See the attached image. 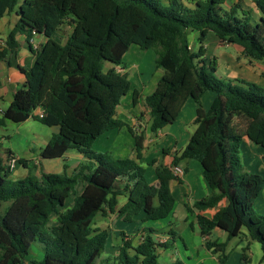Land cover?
I'll list each match as a JSON object with an SVG mask.
<instances>
[{"label": "trees", "instance_id": "obj_1", "mask_svg": "<svg viewBox=\"0 0 264 264\" xmlns=\"http://www.w3.org/2000/svg\"><path fill=\"white\" fill-rule=\"evenodd\" d=\"M224 1L198 0L188 8L180 0H0V19L14 10L18 16L0 58L17 48V33L26 36L35 54L33 65L21 69L26 81L2 112L0 126L6 120L22 123L41 109L42 117H34L49 128L59 125L60 132L51 134L40 156L56 159L76 150L84 158L69 176L42 172L39 177H13L5 163L15 157L8 150L4 159L0 156V264H21L32 244H39L43 251L33 264H94L109 236L107 230L91 229L95 215L105 208L114 211L116 196L123 191L127 201L117 214L124 222H134L138 214L143 221L165 219L175 202L169 187L176 179L171 167L181 160L198 161L215 190L187 207L189 212L214 208L227 199L212 218L196 216L201 236L210 235L216 227L227 234L224 242L206 240V248L222 264L228 258L227 241L244 229L259 244L264 260V216H256L253 209L264 179L243 172L240 156L244 136L264 148V89L216 77L214 62L208 63L203 47L211 33L221 42L240 45L249 59L264 60V0L255 1L262 14L257 22L249 13L241 14L238 5L225 8ZM64 24L71 32L61 44L54 35ZM189 31L199 34L195 50L188 44ZM37 35L45 41L33 49L30 39ZM133 44L142 51L154 50V66L163 70L155 90L145 97L152 133L172 124L187 99L197 104L195 130L185 148L173 155L170 167L155 166L156 185L147 182L145 169L138 163L143 135L131 127L127 128L134 140L133 157L113 159L107 152L91 150L104 131L125 126L115 114L130 81L115 68H124L123 56ZM105 64L111 66L106 69ZM207 91L215 96L205 111L200 99ZM136 99L133 91V103ZM122 180L125 184L120 189ZM79 181L84 189L62 211ZM53 214L57 224L47 232ZM153 232L144 229L137 245L121 233L117 254L99 264H158L157 247L170 245L155 243Z\"/></svg>", "mask_w": 264, "mask_h": 264}, {"label": "crops", "instance_id": "obj_2", "mask_svg": "<svg viewBox=\"0 0 264 264\" xmlns=\"http://www.w3.org/2000/svg\"><path fill=\"white\" fill-rule=\"evenodd\" d=\"M180 1L185 7L192 8L198 0ZM255 1L256 0H225L223 5L225 8L238 5V11L241 14L244 15L245 13H249V17H251L254 22H257L262 14L256 6ZM17 22L18 16L15 10L6 13L0 19V51L4 49L7 35L12 29H14ZM70 32L71 27L64 24L61 26L60 31L54 35V39L63 44ZM58 35L63 41L56 38ZM208 36H211V33ZM15 40L17 42V48L13 52L10 51L4 57L0 58V110H2V112L11 103L14 93L24 86L26 76L21 69L27 70L33 65L35 60V54L30 50L26 36L17 33L15 35ZM35 41L41 45L45 41V38L37 35L35 36ZM151 52V49L142 51L137 45L133 44L123 56L124 68H121L120 66L115 68L116 71L120 73H126L128 80L130 79V90L121 99L119 106L116 108L115 114L116 119L122 121L125 126L104 131L94 140L91 150L93 151V146L96 140L101 137H105L106 139L109 137L114 140L113 145L105 146V150H103L104 148H97L98 150H94L93 152L103 154L110 151V155L113 159L133 157L134 140L127 128L131 127L134 131L142 133L143 135L142 158L138 163L145 169L147 182L156 185L157 177L155 174V166L163 165L170 167L173 155L175 153H180L185 148L191 134L195 130L194 118L196 115L197 104L191 98L187 99L176 120L172 124L165 126L156 133L150 131L149 109L145 105V97L155 90L157 82L163 74V70L160 68H155L154 71L150 68L152 71L150 76H144L146 72H143L141 69L142 62ZM152 54H154L151 57L154 64L155 53ZM212 54L214 66L216 68V77L242 86L243 84L238 83L237 80L254 83L264 89V60H251L243 54V48L240 45L224 42L218 43V47L214 48ZM205 56L207 57V55ZM127 57L128 59L125 61ZM110 66V64H105L106 69ZM131 80H133V83ZM133 91L137 92L136 103H133ZM214 96L215 94L213 92L207 91L201 97V106L205 111L208 110ZM127 98L129 101L128 105L122 107V100H127ZM40 110L41 109L35 110L33 115L34 113L38 115ZM30 118L22 123L27 122ZM6 122H8V120L5 121L4 126L6 125ZM123 132L126 136L123 135ZM127 133L130 138L127 137ZM51 134L52 133L50 132L48 136L46 135L41 146H37L39 149L37 157H30L28 159L21 158V156L16 155L14 151L8 149L15 159H23L26 161L25 165L17 164L12 169L11 174L13 177H24L27 175L39 177L42 172L48 173L42 169L44 163L50 160H67L69 158L80 162L84 160L82 154L76 150H68L62 157L56 159H45L41 157L40 152L51 138ZM122 140L125 142H122ZM243 146L248 153L249 150L252 153L253 163H251L250 167L245 166L246 160L241 149ZM33 150V148L30 149V151ZM6 151V149H0V156L3 159L6 157ZM240 152L243 172L258 175L264 179V148L253 144L246 136H244L240 145ZM152 161L154 164H150ZM80 162L73 163L70 167H67V171L63 172V174H66L67 176L71 175ZM177 166H179L183 172L169 184L175 202L171 213L165 219L143 221V215L138 214L135 216L134 222H124L122 217L117 214V210L127 201V193L123 191L116 196V206L114 211L111 212L108 208H105L103 212H99L95 215L90 225L91 229L107 230L109 235L112 236V244H110V247L106 251L108 252L107 257H113L117 254L121 243V233H124L125 238L129 239L132 245H137L142 238L143 230L150 228L154 231L152 238L155 243L159 245L163 243L170 245L169 248L166 249L157 247L156 252L158 254V264H173L176 260L178 261L179 257H181L179 245L183 246L184 255L189 262L193 261V253H196V257L192 264H221L218 261V255L212 254L210 250L206 248L205 241L215 240L217 242H224L227 240L226 232L216 227L211 231L210 235L206 237L201 236L196 222V216L201 215L206 218H212L218 209L227 205V199L223 198L214 208L189 212L187 207L192 208L196 201L211 196L215 193V190L212 189L205 180L203 168L198 161L181 160ZM33 168H35V172L31 171ZM258 171L260 174L256 173ZM78 183L81 184L82 192L84 189V183L81 181ZM124 184L125 182L123 180L120 181V189L124 187ZM66 200L64 206L61 207L62 211H66L74 203L73 199L71 206H66ZM254 204H257V206H259V204L262 205L263 208H261V211L264 213V186L258 194ZM50 218H55L57 222L56 215L53 214ZM117 223L118 226L115 229ZM169 232L175 233V236L171 237ZM254 242L256 241L250 240L246 231L243 229L239 236L227 241L226 249L229 250H225V253L228 258L222 264H264L260 246L256 259H252L253 253L250 252V246H254ZM231 244H236V248H233ZM36 246L39 254H35V251L32 249L33 246H31L27 256L31 254L32 257L40 256L42 258L43 251L39 245ZM173 250L177 253V256L172 252ZM27 256L23 260L24 263L32 264L33 260L31 258L26 259Z\"/></svg>", "mask_w": 264, "mask_h": 264}, {"label": "rangeland", "instance_id": "obj_3", "mask_svg": "<svg viewBox=\"0 0 264 264\" xmlns=\"http://www.w3.org/2000/svg\"><path fill=\"white\" fill-rule=\"evenodd\" d=\"M63 33V32H62ZM64 35V34H62ZM61 35V36H62ZM198 37L199 34L196 31H189L187 34V40H188V44L192 49H197L199 46L198 43ZM56 38L60 41H63L62 38L58 36H56ZM218 43H221L219 41V39L214 35L211 34V36H208L207 39L205 40V42L203 43V47L205 50V55H207L208 59L210 62H208L210 65L213 62V52H214V48L218 47ZM134 47V46H133ZM135 49V48H133ZM152 52L147 55L145 57V59L142 62V66L141 69L143 70V72H146L144 74L145 77H149L151 74V69H153V71L155 70L154 64H153V60H152V53H155L154 50H151ZM128 59V57L125 59V61ZM130 80V79H129ZM131 82L133 83V80H131ZM129 101L128 98L127 100H122V104L121 106L126 107L128 105ZM2 114V113H0ZM37 114L34 113V116H36ZM34 116H32L27 122L25 123H15V122H6L5 126H0V149H11L12 151H14L16 153V155L21 156V158H30V157H37L38 153H39V149L37 146H41L42 142L45 140L46 135L48 136V134H50L51 129L45 125H43L41 122H39ZM128 134V133H127ZM123 135L126 136V134ZM129 134H128V136ZM124 140V139H123ZM122 142H125L123 141ZM114 144V140L112 138L106 139L105 137H101L98 140H96V142L94 143L93 146V151L98 150L97 148H104L103 150H105V146H110ZM124 144V143H123ZM33 148V151H30V149ZM256 148V147H255ZM258 148V147H257ZM242 152L244 154V158L246 160L245 162V166L246 167H250L251 163H253L252 160V153L249 150L248 151L245 149V147L243 146L242 148ZM246 150V152H245ZM107 151V149H106ZM99 152V151H98ZM107 154H110V151L107 152ZM241 154V152H240ZM78 163L80 161L77 160H72V159H57V160H50L44 163L43 166V171H47L48 173H56V174H63V172L67 171V167H70L73 163ZM35 168H33L31 171H34ZM258 170V169H257ZM35 172V171H34ZM255 172V171H254ZM256 173H259L256 172ZM260 174V173H259ZM262 174V173H261ZM81 192V184L77 183V185L75 186L74 192L72 194L69 195V197L66 200V206H71V204L73 203V199H75V197H77ZM261 208H263L262 205L259 204V206H257V204H254L253 209H254V213L256 216L258 217H263L264 213L261 211ZM57 222L55 220V218H50V220L47 222L45 230L47 232H50V227L55 225ZM118 226V223L115 226ZM130 226V225H128ZM127 226V227H128ZM118 236V234H117ZM107 245H105V250L104 252L100 255V257L95 261L94 264H99V261L101 259L107 258V254L108 252L107 249L110 247V244H112V236L109 235L107 238ZM39 244H32V249L33 251H35V254H39L38 248H36ZM179 245V244H178ZM233 248H236V244H231ZM40 246V245H39ZM41 247V246H40ZM251 247V253H253V257L252 259L255 260L256 256L259 253V244L257 242H254V246H250ZM227 248V247H226ZM174 249V248H172ZM229 250V249H226ZM179 251H180V256L179 257V262L183 263V264H192V262L194 261L195 257H196V253H193V261H188V259L185 257L184 255V249L183 246L179 245ZM175 256H177V253L173 250L172 251ZM31 258L33 261H39L41 259V257H32L31 254H29V256H27L26 259ZM178 259V258H177ZM32 261V264H33ZM177 261V260H176ZM23 264L24 261L22 262Z\"/></svg>", "mask_w": 264, "mask_h": 264}, {"label": "built area", "instance_id": "obj_4", "mask_svg": "<svg viewBox=\"0 0 264 264\" xmlns=\"http://www.w3.org/2000/svg\"><path fill=\"white\" fill-rule=\"evenodd\" d=\"M30 44L32 45L33 49H39L40 48V44H38L36 41H35V37L31 38L30 39ZM0 113H2V110H0ZM43 113L42 111L40 110V112L38 113V115L36 116H40L42 117ZM6 167H8L10 170H12L16 165H17V162H16V159H10L8 160L6 163H5ZM171 172L174 176H179L182 174V169L179 167V166H173L171 167Z\"/></svg>", "mask_w": 264, "mask_h": 264}, {"label": "water", "instance_id": "obj_5", "mask_svg": "<svg viewBox=\"0 0 264 264\" xmlns=\"http://www.w3.org/2000/svg\"><path fill=\"white\" fill-rule=\"evenodd\" d=\"M50 129H51V133H53V134H57L60 132V126L59 125H54V126L50 127Z\"/></svg>", "mask_w": 264, "mask_h": 264}]
</instances>
